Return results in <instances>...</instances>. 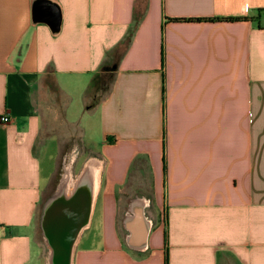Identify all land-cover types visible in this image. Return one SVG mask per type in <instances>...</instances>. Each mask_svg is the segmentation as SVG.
<instances>
[{
    "label": "crops",
    "instance_id": "1",
    "mask_svg": "<svg viewBox=\"0 0 264 264\" xmlns=\"http://www.w3.org/2000/svg\"><path fill=\"white\" fill-rule=\"evenodd\" d=\"M1 113L0 264L87 167L66 264H264V0H0Z\"/></svg>",
    "mask_w": 264,
    "mask_h": 264
},
{
    "label": "water",
    "instance_id": "2",
    "mask_svg": "<svg viewBox=\"0 0 264 264\" xmlns=\"http://www.w3.org/2000/svg\"><path fill=\"white\" fill-rule=\"evenodd\" d=\"M92 185V179L84 176L76 183L69 198L54 197L51 192L44 200L39 225L47 235V243L52 253L51 264L67 263L78 232L88 222Z\"/></svg>",
    "mask_w": 264,
    "mask_h": 264
},
{
    "label": "rangeland",
    "instance_id": "3",
    "mask_svg": "<svg viewBox=\"0 0 264 264\" xmlns=\"http://www.w3.org/2000/svg\"><path fill=\"white\" fill-rule=\"evenodd\" d=\"M66 129V128H65ZM66 133H68V135L70 134L71 137H77V131H73L72 132V135H71V130L67 129L66 130ZM94 143L96 144V146L99 145V139H98V134L97 132H94ZM82 160H83V157H78V159L73 163V166H72V175L74 177V175H76L78 173V171L80 170V166L82 164ZM59 171V164H58V169H57V172ZM58 182V173H55L54 175V178H52V181H51V184H50V188L52 190V192L54 191L55 187H56V184ZM52 186V187H51ZM37 212L39 213V210H37ZM37 217V216H36ZM39 217V216H38ZM38 232V233H37ZM41 229L40 227L37 225V221H36V237L41 239Z\"/></svg>",
    "mask_w": 264,
    "mask_h": 264
},
{
    "label": "bare ground",
    "instance_id": "4",
    "mask_svg": "<svg viewBox=\"0 0 264 264\" xmlns=\"http://www.w3.org/2000/svg\"><path fill=\"white\" fill-rule=\"evenodd\" d=\"M96 174H97V168H94V167H90V168L87 167L85 169V172H84V175H87L88 176V179H90V180L92 179V184H93L92 185L93 186L92 187V192H93L94 186H95V184H94V178H95ZM84 175H82V176L84 177ZM83 177H80L77 180L76 183H78L81 180V178H83ZM69 181H70V179H69V176H68L61 183V185L59 186V189H57V191L53 193L54 197L62 196L64 198H69L71 196V195L70 196H66V194H65V189H66V186H67V184H68ZM76 183H75V185H76ZM92 201H93V194H91L90 207H91ZM50 264H51V260H50Z\"/></svg>",
    "mask_w": 264,
    "mask_h": 264
},
{
    "label": "flooded vegetation",
    "instance_id": "5",
    "mask_svg": "<svg viewBox=\"0 0 264 264\" xmlns=\"http://www.w3.org/2000/svg\"><path fill=\"white\" fill-rule=\"evenodd\" d=\"M95 199H96V191H95V194H94V198H93V201H92V205L94 204ZM92 205H91V208H92ZM90 211H91V210H90ZM39 226H40V225H39ZM40 229H41L42 237L44 238V241L47 243V235L44 234L43 229H42V226H40ZM47 244H48V243H47ZM48 246H49V245H48Z\"/></svg>",
    "mask_w": 264,
    "mask_h": 264
},
{
    "label": "built area",
    "instance_id": "6",
    "mask_svg": "<svg viewBox=\"0 0 264 264\" xmlns=\"http://www.w3.org/2000/svg\"><path fill=\"white\" fill-rule=\"evenodd\" d=\"M9 119V116H8V114H6V113H1L0 114V121H7Z\"/></svg>",
    "mask_w": 264,
    "mask_h": 264
},
{
    "label": "trees",
    "instance_id": "7",
    "mask_svg": "<svg viewBox=\"0 0 264 264\" xmlns=\"http://www.w3.org/2000/svg\"><path fill=\"white\" fill-rule=\"evenodd\" d=\"M179 19H190V18H185V17H178ZM206 18H209V17H206ZM225 19H236V18H239V17H224Z\"/></svg>",
    "mask_w": 264,
    "mask_h": 264
}]
</instances>
